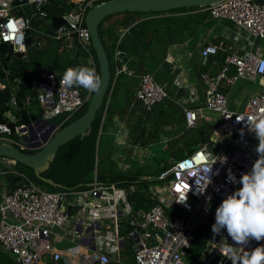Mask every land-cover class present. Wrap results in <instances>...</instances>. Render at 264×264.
Here are the masks:
<instances>
[{"label":"built area","instance_id":"built-area-1","mask_svg":"<svg viewBox=\"0 0 264 264\" xmlns=\"http://www.w3.org/2000/svg\"><path fill=\"white\" fill-rule=\"evenodd\" d=\"M46 2L47 0L32 1L34 15L47 16ZM92 4L93 2L79 5L82 14L75 16L74 23L61 26L54 37L59 41L76 40L88 55L93 64L92 69L96 72L92 37L85 22ZM206 10L212 19L232 22L253 37L264 39V0H224L207 7ZM31 25V18L16 16L12 7L4 2L0 3V45L8 43L13 46L15 52L26 53V31H31ZM18 31L23 34L20 43L13 39ZM220 50L216 45H208L201 52L203 60L206 62ZM122 54L124 53L117 50L114 55L115 77L107 94L104 118L117 78L122 73L132 75L124 65ZM232 66L235 68V75L230 73ZM0 67L4 71V76L0 78V93L7 97L3 104L7 110L3 115L0 114L5 120V123L0 121V145L10 144L24 153H36L44 149L54 135L91 102L95 93H84L82 88H68L60 83L63 76L53 72L38 74L29 69L24 73L23 79L13 77L11 72L3 67L1 55ZM246 75H253L261 82V92L251 97L244 112H233L229 108L228 97L221 88L224 85H233L238 78ZM24 80L33 83V91H36L37 96H26L25 100L20 102L18 90ZM201 82L205 88L206 108L221 117V124L214 133L222 130L221 134H215L217 140L213 144L202 145L193 153L175 161L169 170L160 175V180L173 176L165 185V199L161 204L149 210L141 209L135 212L128 208L130 221L127 238L133 252L134 264H231L218 250L222 238L233 244L231 238L227 236L226 231L214 237L211 226L215 222L216 208L223 199L240 187L238 183L228 180L229 172L234 174L238 181L242 174L251 170L257 159L255 149L258 140L248 131L247 121L238 122L237 119L243 117L251 120L264 115V57L254 52L239 53L225 49L224 65L220 71L216 75L203 73ZM135 98L148 111H152L154 107L166 101L169 95L165 87L155 81L152 74L146 73L140 77ZM35 101L43 111L42 119L28 125L22 124L15 112L20 109V105L24 107ZM184 114L187 129H196L208 121L192 109H185ZM62 116V122L55 123L56 127L52 129L54 119ZM11 124L15 126V136L12 135ZM115 138L119 140L117 135ZM15 165L16 162L11 159L0 158V177L11 176L19 179L16 189L6 194L0 192V245L15 256L20 264H38L44 255L51 256L56 264H64L62 251L51 241V237L54 235V229H66L72 218L64 206L68 193H50L43 190L26 174L18 171ZM209 169L211 182L204 179ZM196 182L206 189L201 192ZM110 190H116L115 186L106 187L95 182L89 193L97 198L107 196ZM133 190L131 188V191ZM182 198H186V201L178 203ZM172 205L177 210L170 217L166 208ZM119 216L120 212L114 205L113 225L116 237L113 253H101L96 250L86 254L80 251L79 242L76 241L78 246L71 248L70 259L65 264H124L120 252L126 247L127 241L118 234ZM159 233H162L163 237ZM198 233L205 237V243L195 252L193 247ZM38 242H42V246L36 248ZM258 246H264V241L252 240L245 250L251 251ZM73 257H78L77 261H73Z\"/></svg>","mask_w":264,"mask_h":264},{"label":"trees","instance_id":"trees-1","mask_svg":"<svg viewBox=\"0 0 264 264\" xmlns=\"http://www.w3.org/2000/svg\"><path fill=\"white\" fill-rule=\"evenodd\" d=\"M92 0H82V5H86ZM106 0H95L92 7ZM76 4L70 3L69 0H47L45 5L46 17L33 15L31 17V37L34 38L36 32L48 33L51 27L52 17H66L74 12ZM91 7V8H92ZM89 8L88 10H90ZM202 8H184L172 10L166 13H131L126 12L114 16L107 17L100 25V37L103 46L110 60L112 80L115 77L114 55L116 51H121L127 57V62L124 63L127 69L132 73L127 79V85L133 89L140 80L143 74H152L155 81L161 84L160 78L157 76V69L162 66L166 60L168 49L176 44H181L194 37L198 29L204 22L210 18L208 12L197 13L191 15L192 12L206 9ZM16 10V11H15ZM13 14L16 16H24L22 10L14 8ZM118 19L107 25L108 21L113 18ZM142 18H146L141 20ZM45 43L41 47H37L39 62L42 67L38 74L44 72L58 73L63 76L67 68L81 67V61L88 59V55L74 40V61L67 62L69 57L68 51L62 42L48 36L45 38ZM60 50L62 52L60 53ZM93 55L97 65V75L100 76V67L97 60V55L92 47ZM225 56L223 57L224 61ZM21 61H15V65L8 70H12L17 78H24V71L21 68ZM25 69H33L36 73V67L32 63H26ZM4 76L3 68L0 67V78ZM119 77L115 82L112 91L110 105L105 113V104L98 111L95 121L92 125V130L84 136H79L65 145H63L56 157L50 163L49 168L40 173L39 178L32 168L16 163L15 168L26 174L38 186L45 187L50 193L60 191L69 192L83 189L82 186L86 183H92L96 178L97 183L102 186L110 187L116 185L127 190V201L132 210H149L154 206L161 204L158 197L154 194L157 188L163 187L166 183L172 180L170 175L165 180H160L162 173L169 170L172 164H168L169 158L179 160L193 153L203 144H213L211 136L217 128V125H207L203 123L196 129H188L185 127V119L182 110L173 103L167 100L154 107L152 111H148L144 106H135L130 111L132 102L131 93H125L128 97L126 103L120 102L121 92H119ZM111 88V87H110ZM110 90V89H109ZM83 92L87 91L83 89ZM136 93V91H135ZM33 96V83L24 80L19 87L18 97L20 102L24 101L26 96ZM5 102V94L0 93V106ZM90 102L87 103L64 127L73 121L81 118L87 111ZM7 110L3 106L0 113L3 115ZM40 110V109H39ZM139 115H137V112ZM164 111V112H163ZM17 112V113H16ZM16 115L21 121V111H16ZM129 116V117H128ZM127 119V124L130 129L129 141L132 146L148 147L159 142L163 136H172L174 133H181V137L170 141L167 153L160 157H155L157 164L155 166H142L137 161L131 160L133 154L127 151L126 161L131 164L127 169H121L115 161L116 154V138L115 133L111 132L114 126V119ZM64 117L54 119V123L59 124ZM177 126V129L174 128ZM166 127H171L166 133L163 131ZM174 131V133H173ZM202 144L199 147H194V144ZM179 145V146H178ZM182 147H190V151L183 153ZM165 161V163L163 162ZM161 163H164L161 165ZM96 171V172H95ZM95 173L97 177H95ZM49 180L50 183L46 182ZM74 181L75 185L66 186L67 182ZM82 185V186H81ZM14 189L17 188V182L10 183ZM131 188L134 190L131 191ZM85 189V188H84ZM177 210L175 206L166 208L168 216H173ZM205 243V237L198 233L196 235L193 251H199ZM132 254L131 251H128ZM132 263L134 264L133 255H131ZM0 264H20L15 257L0 253Z\"/></svg>","mask_w":264,"mask_h":264},{"label":"crops","instance_id":"crops-1","mask_svg":"<svg viewBox=\"0 0 264 264\" xmlns=\"http://www.w3.org/2000/svg\"><path fill=\"white\" fill-rule=\"evenodd\" d=\"M14 1L16 0H0V3L4 2V4L12 7L13 12H15L16 10L14 11V7L12 6V3ZM32 1L33 0H29L31 6ZM94 1L95 0H92L90 2L94 3ZM69 2L74 3L77 6L82 5V0H69ZM15 9L21 10L20 8ZM200 12L204 13L208 11L206 9H203L200 11L192 12L191 15ZM117 19L118 17L113 18L111 21L107 22V25H110ZM144 19L146 18H142L141 20ZM48 36H51L55 39V37L52 36L49 31L48 33H46L45 31H40V33L36 32V35L34 36V38H32L33 46L36 48V50L37 47H41L42 44L45 43L44 40ZM57 41L62 42V44H64L66 47L65 49L70 54L66 61H74V41ZM208 45H216L220 47L221 50L217 55L210 56L205 62L202 58L201 52ZM225 49L239 53L254 52L260 57H264V39L253 37L232 22L215 20L210 17L198 29L192 39L187 40L184 43L171 46L168 49L166 60L164 61L162 66L157 69V76L161 80V85L165 87L169 95V98L167 100L172 101L173 103L178 105L183 114L185 109H192L197 111L202 117L208 119L206 123H208L207 125L209 126L216 125L218 124V122L215 117L216 113L209 111L206 108L205 88L201 82V75L203 73L216 75L220 71V69L224 65L223 57L225 56ZM61 52L62 50H60V53ZM12 60L14 61L13 65H15L16 58L12 57L8 62V68L11 67L10 63ZM92 65V62L89 59H83L81 61V67H88L92 69ZM9 71L11 72V75H13V77H16L11 69ZM235 72V68L232 66L230 68V73L232 75H235ZM129 76L130 75L126 73H122L119 76L120 84L118 89L119 92H121L120 102L123 104L126 103V100L128 98L125 97L124 94L128 92L131 93L133 98L130 105V111H132L131 109H133V107L140 106L142 108L143 105L135 98V91H137L139 83L133 89H131L127 85V79ZM221 90L228 97L230 110L233 112L241 113L245 111L251 97L261 92V82L253 75H246L244 77L238 78L233 85L222 86ZM36 104L38 105V103L35 101L30 105H25L23 108H27L31 116L36 115L40 111H35ZM160 108L161 106L159 105L158 109ZM17 111L19 113V111H21V108ZM139 112L140 111L137 112V115H139ZM128 117L124 120L115 118L114 126L111 128V132L115 133V135H117L119 139L116 140V154L114 156V159L115 161H117L121 169H127L131 165L126 161L127 151L131 154L133 152L131 160L137 161L142 166H152V164L156 165L157 161L155 157H160L161 155L159 152L154 153L153 150L159 147L160 152H162L163 154L167 153V149L169 148V145L171 143L170 141H172V139L179 138L182 135L181 133H174L173 131L174 134L172 136L168 137L162 135V138H160L159 142L148 147L132 146L129 141L130 129L127 124ZM174 128L177 129V126H174ZM169 129H171V127H166L163 133H166ZM186 130L188 129L186 128ZM215 140H217V137L215 133H213L211 136V141L214 142ZM200 145L202 144H194V147H199ZM180 148H183L182 151L185 154H187L191 149L190 147H182L181 145ZM175 161L177 160L169 158L167 163L173 164ZM163 162L165 163V161ZM164 163H161V165H163ZM95 177H97L96 173ZM94 179L95 181L92 183H86L84 184V186L81 185L83 187V189L81 190L67 192L68 194L66 196V202L64 206L66 209H68L72 218L66 226V229L62 230L56 228L53 230L54 235L51 237V241L57 246L59 250L62 251L64 257L63 261L65 264V262L70 259L69 254L71 248L75 247V245L78 246L76 244V241H81V238L85 236V234H81L82 228L80 226L82 221H84L85 226H88L90 224L99 225L97 226L98 231L96 232L94 242L96 250H99V252L101 253H113L115 251L116 237V229L113 225V213L114 205H116V208L120 212V216L118 218V234L127 241L126 247L120 252L121 258L124 264H131V255H133V252L129 245L130 241L127 238V231L130 221L128 208L131 207H128L127 203V190L116 185H112L115 186L116 190H110L107 196L94 198L89 193V191L94 187L95 182H97L96 178ZM18 182L19 180L17 181V186L19 185ZM10 183L12 182L6 181L0 185V192L2 194H6L9 191L13 190V188L10 186ZM154 194L158 197L160 202L165 199V197H163L164 193H161V191L159 192L156 190ZM108 225H110V227H108ZM76 232L78 233V235H75ZM41 246L42 242L36 243V248H39ZM79 247L80 251L86 254H91L96 251L93 250L92 244L89 242H86L84 245L79 244ZM128 251H131L132 254ZM0 253L15 257L8 253L1 245ZM77 259L78 257H73L72 260L77 261ZM49 262L50 264H56L52 260L51 256H49Z\"/></svg>","mask_w":264,"mask_h":264},{"label":"water","instance_id":"water-1","mask_svg":"<svg viewBox=\"0 0 264 264\" xmlns=\"http://www.w3.org/2000/svg\"><path fill=\"white\" fill-rule=\"evenodd\" d=\"M224 0H106L102 3L94 5L86 14V26L89 29L92 37V45L97 55V60L100 67V78L102 81L101 89L99 92H95L92 100L88 106L86 113L79 119L73 121L66 127L60 129L48 143V145L36 153H24L15 149L10 144L0 145V158H8L16 163H20L24 166L32 168L36 175L41 178L40 173L49 168L50 163L56 157L59 149L68 143L69 141L79 137L84 136L86 133L91 132L93 122L96 119L98 111L105 104V98L111 87L112 72L110 60L108 58L107 52L103 46L99 27L101 23L110 16L123 14L126 12L131 13H166L172 10L184 9V8H202L209 7L213 4L222 2ZM14 8H20L26 18H31L34 14V10L29 2V0H16L12 3ZM82 14V9L80 6H77L74 12L66 17H52V25L49 28V32L54 36L55 32L63 25L74 23L75 16ZM25 45L27 46V52H15L11 44L2 43L0 45V55L2 57V63L5 69L8 68V62L12 57H15L17 60L21 61L22 70L26 72L25 63H32L36 67V73L41 69V64L38 62L37 50L33 46V41L31 37V31H26V41ZM123 62H127V57L125 54H122ZM34 97L37 96L36 91H33ZM7 101V97H5ZM3 105L0 106V110ZM21 108V123L28 125L33 121L41 120L43 116V111L40 110L36 115H32L28 112L27 109L23 108V105H20ZM1 114V113H0ZM1 123H5V120L0 115ZM52 129L56 127V124L53 123ZM12 135L15 136V126L11 124ZM48 139V138H47ZM45 139V141L47 140ZM19 179L11 176H1L0 185L6 181L8 182H17ZM46 182L50 183L49 180ZM81 234H85L79 241L80 245H84L86 242L92 244L93 250H96L94 246L96 232L98 231L95 224H90L88 226L84 225V221L81 223ZM145 233V231H142ZM148 233L153 234L152 231ZM163 237L162 233H159ZM38 264H50L49 256L46 255Z\"/></svg>","mask_w":264,"mask_h":264},{"label":"clouds","instance_id":"clouds-1","mask_svg":"<svg viewBox=\"0 0 264 264\" xmlns=\"http://www.w3.org/2000/svg\"><path fill=\"white\" fill-rule=\"evenodd\" d=\"M16 43H20L23 34L19 31L13 37ZM15 46V44H14ZM68 88H83L88 92H99L101 78L94 69L88 67H69L60 81ZM247 121L248 131L258 140L255 149L257 159L252 164L251 170L241 175L237 181L234 174L229 172L228 180L238 183L240 187L222 200L215 210V222L211 226L213 236L221 235L226 231L233 244H229L226 238H222L218 244V250L222 257L231 261V264H264V246H258L251 251H246L250 241H264V115H259L251 120L243 117L237 119ZM216 135L218 133L215 132ZM243 130L241 135L243 136ZM219 136V135H218ZM207 171L204 179L211 182ZM196 184L203 192L206 188ZM187 198V197H186ZM182 198L178 203H184Z\"/></svg>","mask_w":264,"mask_h":264},{"label":"rangeland","instance_id":"rangeland-1","mask_svg":"<svg viewBox=\"0 0 264 264\" xmlns=\"http://www.w3.org/2000/svg\"><path fill=\"white\" fill-rule=\"evenodd\" d=\"M13 63H14V61L12 60L11 63H10L11 68L14 66ZM35 107H36V108H35V111H39L40 108H39V106H38L37 104L35 105ZM215 117H216L217 122H218V124H216V125L218 126L219 124H221V117H220V115H218V114H216ZM153 152H154V153L159 152L160 155H164L162 152L159 151V147L155 148V149L153 150ZM152 166H155V164H152ZM95 172H96V171H95ZM94 176H95V175H94ZM73 182H74V181L67 182L66 186H72V185H75V183H73ZM165 185H166V184H165ZM165 185H164L163 187H161V188H160V187L157 188L156 190L159 191V192L161 191V193H162V192L165 193V192H166V187H165ZM42 188H43V190H45V187H42ZM156 190H155V191H156ZM163 196H164V195H163Z\"/></svg>","mask_w":264,"mask_h":264},{"label":"bare ground","instance_id":"bare-ground-1","mask_svg":"<svg viewBox=\"0 0 264 264\" xmlns=\"http://www.w3.org/2000/svg\"><path fill=\"white\" fill-rule=\"evenodd\" d=\"M221 131H222V130H221ZM221 131H220V132H221ZM220 132L218 133V135H220V134H221ZM218 135H217V136H218Z\"/></svg>","mask_w":264,"mask_h":264}]
</instances>
